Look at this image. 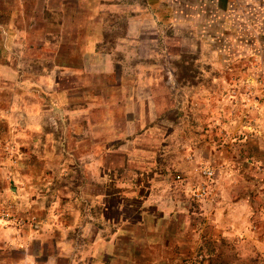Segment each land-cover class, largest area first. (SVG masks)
Wrapping results in <instances>:
<instances>
[{"label":"rangeland","instance_id":"1","mask_svg":"<svg viewBox=\"0 0 264 264\" xmlns=\"http://www.w3.org/2000/svg\"><path fill=\"white\" fill-rule=\"evenodd\" d=\"M251 7L0 0V264H264Z\"/></svg>","mask_w":264,"mask_h":264},{"label":"crops","instance_id":"2","mask_svg":"<svg viewBox=\"0 0 264 264\" xmlns=\"http://www.w3.org/2000/svg\"><path fill=\"white\" fill-rule=\"evenodd\" d=\"M242 1L243 4L246 5V7L252 6L251 9L254 7L253 8L254 13L258 12L260 15H264V0H242ZM214 5L216 6V14H217L216 16L214 13V16L216 17L215 20H219V16L223 15L224 13H227V15H229V14H234L236 12V0H214ZM215 23L216 22L214 21V24Z\"/></svg>","mask_w":264,"mask_h":264}]
</instances>
